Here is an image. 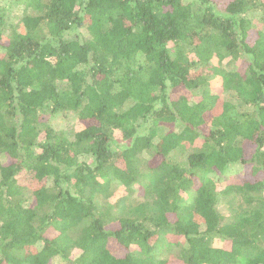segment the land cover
Segmentation results:
<instances>
[{
	"label": "trees",
	"instance_id": "1",
	"mask_svg": "<svg viewBox=\"0 0 264 264\" xmlns=\"http://www.w3.org/2000/svg\"><path fill=\"white\" fill-rule=\"evenodd\" d=\"M169 256L264 264V0H0V264Z\"/></svg>",
	"mask_w": 264,
	"mask_h": 264
},
{
	"label": "rangeland",
	"instance_id": "2",
	"mask_svg": "<svg viewBox=\"0 0 264 264\" xmlns=\"http://www.w3.org/2000/svg\"><path fill=\"white\" fill-rule=\"evenodd\" d=\"M17 18V15L16 16H14L13 18H12V20L14 21L15 19ZM17 28L18 29H20V25H19V23H18V25H17ZM77 31H79V32H81L82 31V29H78ZM216 63V62H215ZM218 64V63H217ZM235 64V68L237 69V68H240V67H243V65H245V64H242V65H239V62L237 61V62H235L234 63ZM233 64V65H234ZM233 65L231 66V67H233ZM174 95H176V96H179V97H181L182 95L183 96H190V93H188L187 91H180V92H174ZM220 103H221V100L219 99V101H218V103L216 104V107H215V109L213 110V112H212V114H216L217 112H219L220 111ZM56 118V121L55 120H53L52 122L54 123V124H52L55 128H58L59 126H61V127H63V128H65V126L67 125V123H69L67 120H66V118H63V119H58V117H55ZM72 122V121H71ZM74 123V122H73ZM59 125V126H58ZM74 128H75V126H73ZM116 134H118V133H116ZM119 135V134H118ZM115 139L116 140H118V143H120V144H122V143H126L127 141H125V140H123V138L122 137H120V136H115ZM244 146H245V149H246V154L247 155H249L250 154V150L252 149L251 147H252V143L251 142H245L244 143ZM249 149V150H248ZM248 151H249V153H248ZM158 158H160V155H157V156H155V158H153L152 159V161H156V160H158ZM3 161H5V159H3ZM246 167V166H245ZM245 170L246 171H248L249 170V168H245ZM231 177H229L227 180H226V182L228 181V182H231V180H235V181H238V180H241L242 178H250V177H248V174H245L244 176H241V175H238L237 176V178H235V179H230ZM19 180H21V181H23V182H25V183H30L31 182V178H29L28 176H26V175H24L22 178H20ZM118 191H120V190H118ZM120 192H117L116 191V193H115V196H117L118 194H119ZM79 253V251L78 250H75L74 251V253H73V256H75V255H77ZM169 258H170V264H183L180 260H178V259H173L174 257H172V256H169Z\"/></svg>",
	"mask_w": 264,
	"mask_h": 264
}]
</instances>
